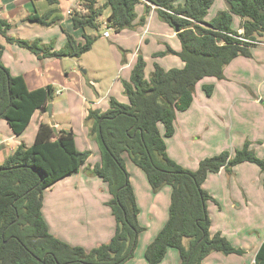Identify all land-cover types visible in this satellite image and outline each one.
Returning <instances> with one entry per match:
<instances>
[{
	"label": "trees",
	"instance_id": "trees-1",
	"mask_svg": "<svg viewBox=\"0 0 264 264\" xmlns=\"http://www.w3.org/2000/svg\"><path fill=\"white\" fill-rule=\"evenodd\" d=\"M51 4L58 0H48ZM85 14L71 17L73 28L82 30V40L67 34V43L59 51L43 48L39 42L10 38V24L0 17V35L11 44L29 50L39 59L47 57L81 58L96 38L87 29L99 28L103 8L99 0H82ZM106 0L111 10L107 26L114 33L132 30L144 24L154 5L159 17L175 29L181 42L176 52L170 46L161 55H175L182 68L164 69L154 65L150 79L146 64L138 58L128 82H124L128 103L111 98L107 111L90 110L87 120L90 135L99 145L100 163L92 173L108 187L107 202L115 220V233L107 242L91 250L72 246L50 233L43 217L44 192L64 178L76 174L91 153L77 149L72 131L57 130L40 122L31 146L20 144L0 165V264H126L134 257L140 234V209L130 182L125 156L141 169L154 193L171 187L169 217L153 242L146 248L147 264H160L170 248L179 252L181 264H203L214 252L223 255L245 254L220 232L211 235L212 221L208 202L213 197L203 188L209 173L222 169L232 172L244 163L255 164L264 173V158H258L246 143L233 155L223 151L200 162L196 171L183 168L167 152L166 139L175 134L178 113L192 106L196 85L205 78L223 80L224 69L238 57H250L251 42L264 37V0H224L227 10L211 22L205 17L215 0ZM144 4L145 15L137 23L136 7ZM53 11L30 15L32 24L52 26L59 18ZM71 14V13H70ZM242 20V33L231 26L233 17ZM100 35L99 37H102ZM242 39L250 42L243 41ZM0 44V119L5 120L14 136H20L37 111L48 112L56 89L49 84L30 89L22 75L14 76L2 63ZM208 96L213 85H204ZM163 126L164 133H161ZM255 264H264V241L257 251Z\"/></svg>",
	"mask_w": 264,
	"mask_h": 264
},
{
	"label": "rangeland",
	"instance_id": "rangeland-1",
	"mask_svg": "<svg viewBox=\"0 0 264 264\" xmlns=\"http://www.w3.org/2000/svg\"><path fill=\"white\" fill-rule=\"evenodd\" d=\"M183 1L180 0L179 3ZM105 3L106 0L98 1V7L103 8L99 18V28L86 30L89 36L96 38V41L92 49L81 58L39 59L29 50L9 43L7 38L0 35V44L5 49L2 63L12 75H22L30 89L45 87L49 84L56 89L49 104L52 105V112L37 113L39 115H36L25 131L24 141L38 127L39 116L44 114L42 117L45 122L59 124L61 129L75 131L77 135H81L82 137H77L84 148V134L88 129L93 146L95 148L96 145L98 150L97 154L95 152V159L98 160L100 149L98 142L90 136V123L87 120L89 111H107L111 98L118 101L123 99L122 97L127 98L124 82L130 80L132 69L140 56L146 64L145 77L148 80L154 71L155 64L167 70L178 68V63L183 65L179 57L169 54L161 55L162 52L167 51L170 43L178 42L181 46V42L178 37L172 41L164 36V27L168 26L173 31L175 29L162 20L157 11L155 13L150 11L145 16L144 24L137 28L116 34L107 26V18L111 10L105 6ZM86 9L87 6L82 0H58L53 4L48 0H0V17L7 20L11 26L8 36L29 42H39V46L43 48L52 46V52L64 48L67 43V34L77 41L82 40L83 32L73 28L71 17L77 12L85 14ZM227 9L224 0H215L205 21L211 22L220 12ZM50 11L54 12V18H59L52 26L32 24L26 20L30 15L42 16ZM145 12V6L144 12L141 4L136 7L137 23ZM241 25V18L234 16L231 28L239 31ZM138 28L143 29V37L146 36L145 40L141 37L142 42L139 39L137 31L140 29ZM105 32H108V37L103 35ZM100 35L103 36L99 37ZM224 76L223 80L208 77L196 85L193 106L187 113H178L175 122L176 133L166 139L169 154L172 153L176 160L174 161L187 170L196 171L201 161L217 156L223 151L233 155L246 143L258 158H264V47L252 48L250 57L234 59L224 69ZM204 85L214 86L210 96L204 91ZM160 130L163 134V126H160ZM86 146L91 149L90 144L87 143ZM126 163L130 182L136 185L138 197L144 205L141 206L139 223L145 230L140 234L134 252V259L138 260L141 241L147 235H156L167 221L171 188L164 186L158 193H154L150 188L154 199L149 204L135 173L137 172L146 180L144 172L129 159H126ZM71 182L69 180L66 183L54 185L48 193L44 194L46 202L57 207L56 209L65 215L70 211L68 208L64 209L65 202H71L80 210H84L88 205L81 204L83 191L74 188ZM203 188L214 199L208 202L210 216L209 208L213 211V209L216 210L215 205L217 209L219 205L225 210L228 207L225 211V221L217 220L225 233L232 235L234 243H239L247 249L259 241V236H264V173L258 166L244 163L234 167L232 172L223 170L220 173H209ZM92 195L102 200L100 192H93ZM247 199L250 200L249 206L246 205ZM232 201H238L241 207H237L236 204V207L231 209ZM151 205L156 210L154 216L150 214ZM94 207H100L95 200L91 201L88 208ZM247 207L249 211L254 209L258 211V214L254 215L255 220L252 216L244 214V210H240V208L246 210ZM73 210L74 208L71 212ZM235 225L240 228L242 238L234 240ZM245 249L243 250L246 253ZM172 250L178 252L175 249ZM248 256L249 254L246 259L249 258ZM134 262L137 263V261ZM166 262L174 264L172 259Z\"/></svg>",
	"mask_w": 264,
	"mask_h": 264
},
{
	"label": "crops",
	"instance_id": "crops-1",
	"mask_svg": "<svg viewBox=\"0 0 264 264\" xmlns=\"http://www.w3.org/2000/svg\"><path fill=\"white\" fill-rule=\"evenodd\" d=\"M76 4H77V2H76ZM141 5L143 7V12H144V4H141ZM155 8L156 7L153 5L152 10H151L152 13L156 12ZM139 29L140 28H138V30ZM163 29H165L164 36L167 37L168 40L174 41L176 39V37H177L176 32L173 31L170 27L166 26V28L164 27ZM137 32H139L140 41L142 42L143 39L145 40L146 36L143 37V35H144L143 29H140ZM238 32L242 33V29L240 28V30ZM141 37H143V39ZM167 44L169 45V43H167ZM169 46L173 50H175L176 52H179L181 50V46L179 45L178 42L177 43H175V42L170 43ZM261 47H264V46H261ZM171 56L178 57L175 55H171ZM178 65H179L178 68L184 66V64L182 65L180 63H178ZM122 98L123 99H121L119 102L127 104L128 98H126V97H122ZM194 101L192 103V106L194 104ZM187 111L185 113H187ZM40 112L44 113L42 111H37L35 113V115L33 116L32 121L34 120L36 115H39L37 113H40ZM43 115L44 114H42V116ZM42 116H39L38 123H40V122L47 123V122H45V120ZM48 124H50V123H48ZM52 125H54L55 127L57 126L56 127L57 130H64V129H61L59 127V124H52ZM29 126H28V128H29ZM37 129H38V127H36L34 129V131L30 133V136L28 138H26L24 141L26 130L24 131V133L22 135L14 136L12 134L11 130L9 129L6 121L0 119V165L3 164L5 162V160L11 154L14 153V151L17 149V147L20 144L24 143L27 146L32 144V142H34ZM32 130H33V128H32ZM72 132H73L74 137H75L77 149L81 152L91 150V151H89L91 153V155L88 158L87 162L81 167V169L78 173L64 178L63 180L59 181L55 185H58L61 183H66V181L71 180L72 182L70 184H73L74 188L83 191V193L81 195V198H82L81 204L82 205L88 204V205L85 207L84 210H80V208L78 206L74 207L71 202H65L63 205L64 209L66 210V208H68L70 210L65 215L62 211L57 210L56 209L57 207H55L54 205L48 204V202H46L45 196H44L42 214H43V217H44V219L48 225L50 233H52L54 236H56L57 238L61 239L62 241L66 242L72 246H79V247L84 248L85 250H91V249L95 248L96 246H98L102 243H107L113 237V235L115 233L116 224H115V220L112 216L111 209H109V207L107 205V202L111 199L107 184L100 177H98L92 173V169L94 168V166L96 164L100 163V153H99L98 160L95 159L96 154L98 153V150H97L96 145H95V148L93 146L94 144H93V141L89 137L88 129L85 131V134H84L85 138L83 139L84 140V146L86 149L84 147H82V145L78 141L77 136H81V135H77L75 131H72ZM175 133H176V130H175ZM87 143L90 144L91 149H88V147L86 146ZM166 144H167L168 155L173 160H175L172 153L169 154L168 143H166ZM95 152H96V154H95ZM126 159H129V157L125 156V160ZM129 161H130V159H129ZM88 162H89V164H88ZM126 166L128 167L127 163H126ZM236 167H238V166H236ZM221 171H223V169ZM135 173L137 174V178L139 179L140 183L142 184V190L145 193V196H146L148 203L151 204L152 203L151 201L154 199V196H153V192L151 191L152 189L150 190L151 187L148 183L147 178H146V180H144V178L140 174H138L137 172H135ZM145 177H146V175H145ZM65 185L67 186V184H65ZM132 187H133L135 195H136V200H137L138 206L140 207V214L139 215H141V210H142L141 206H144V205H142V203L140 202V199H139L138 194H137L136 185L132 184ZM51 189H52V187L47 189L44 192V194L48 193ZM93 192H100L102 195V200H99V198L94 197L92 195ZM142 198H144V197L142 196ZM93 200H95V202L98 203V206H100L99 208H97V207H94L92 209L88 208L89 204ZM249 201L250 200L247 199L246 205H248V206L250 203ZM236 204H237V207H241V203H238V201H232L230 204V208L232 209L233 207H236ZM169 206H170V202H169ZM151 207H152V211L150 212V214H151V216H154L156 213V210H155L154 206L151 205ZM72 208H74V210L71 212ZM215 209L218 212H216V210H214V209L212 211V209L209 208L210 214H211L210 218L212 221V225L210 228L211 235H214V234L220 232L235 247L245 249L239 243H234V241L232 240V237H231L232 235L230 233L229 234L225 233L224 229H222V227H220V225L218 224V220L219 221L220 220L225 221V217H226L225 211L228 210V207H226V210H225L222 206L219 205V209H217V206L215 205ZM248 209H249V207H247L246 210L240 208L241 211L244 210V214L252 216V218H254V220H255L254 215H257L258 211L256 209H254V211H249ZM47 210H48V212H47ZM168 217H169V207H168ZM221 218H223V219H221ZM139 219H140V216H139ZM167 220H168V218H167ZM164 225H163V227H164ZM236 227H235V231L233 232V233H235L234 234V236H235L234 240L242 238L240 228L237 227L238 228V230H237ZM157 234L156 235H154V234L153 235L152 234L147 235L140 243L139 249L141 248V250H139V252H138V255H139L138 260H135L133 257L126 264H147L146 259H145V251H146V248L149 246L152 238L155 239ZM259 238H260V239H258L259 241H256V243H254L253 246H251L250 248L247 247V249H245L246 253L244 255L247 256L249 254V256H248L249 258H247V259H246V256L244 257V255H242V256H239V255L226 256V255H223L219 252H214L204 259L203 264H249V263L255 264V257H256L257 251L259 250L261 244L264 241V236H259ZM247 250H250V251L248 252ZM170 259L173 260L174 264H181V260H180V256H179L178 252L177 253L174 252L172 250V248H170L168 250L166 258L160 264H167L166 260H170ZM134 261H137V263Z\"/></svg>",
	"mask_w": 264,
	"mask_h": 264
},
{
	"label": "built area",
	"instance_id": "built-area-1",
	"mask_svg": "<svg viewBox=\"0 0 264 264\" xmlns=\"http://www.w3.org/2000/svg\"><path fill=\"white\" fill-rule=\"evenodd\" d=\"M70 13V12H69ZM105 37H108V32H105L104 34H103ZM243 41H246V42H250V41H248V40H245V39H242ZM251 43H253V44H256V45H259V46H264V40H262V41H254V42H251Z\"/></svg>",
	"mask_w": 264,
	"mask_h": 264
},
{
	"label": "water",
	"instance_id": "water-1",
	"mask_svg": "<svg viewBox=\"0 0 264 264\" xmlns=\"http://www.w3.org/2000/svg\"><path fill=\"white\" fill-rule=\"evenodd\" d=\"M177 31H178V28H176V32H177ZM48 111H49V112H52V105H49V106H48Z\"/></svg>",
	"mask_w": 264,
	"mask_h": 264
}]
</instances>
